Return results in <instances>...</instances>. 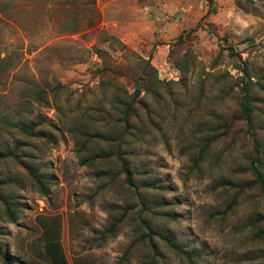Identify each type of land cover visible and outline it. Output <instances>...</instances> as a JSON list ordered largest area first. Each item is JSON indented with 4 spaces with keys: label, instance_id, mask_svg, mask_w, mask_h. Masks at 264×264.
Masks as SVG:
<instances>
[{
    "label": "rangeland",
    "instance_id": "obj_1",
    "mask_svg": "<svg viewBox=\"0 0 264 264\" xmlns=\"http://www.w3.org/2000/svg\"><path fill=\"white\" fill-rule=\"evenodd\" d=\"M0 1V112L34 125L26 135L0 121V195L16 203L10 221L0 201L9 264H264V242L247 224L264 210L248 168L249 134L241 119L224 136L216 125L237 111L235 76L244 66L264 161V0ZM71 15L75 30L62 23ZM177 34L183 40L173 43ZM93 47L122 67L132 51L148 57L161 80L160 98L146 96L150 113L139 109L124 135L130 184L113 155H100L108 142L99 137L118 133L111 120L119 104L118 90L97 86L102 59ZM184 51L180 74L173 59ZM117 80L131 89L123 75ZM30 82L39 96H20ZM84 131L99 137L83 147ZM25 164L42 176L44 192ZM121 208L115 230L102 235ZM146 224L172 245L155 235L151 245ZM0 264L8 263L0 256Z\"/></svg>",
    "mask_w": 264,
    "mask_h": 264
},
{
    "label": "trees",
    "instance_id": "obj_2",
    "mask_svg": "<svg viewBox=\"0 0 264 264\" xmlns=\"http://www.w3.org/2000/svg\"><path fill=\"white\" fill-rule=\"evenodd\" d=\"M74 0H60V5L72 3ZM210 2V0H207ZM5 2L0 1V9L3 10L5 7ZM93 4H88V10L90 13L87 17V22L93 24L97 19V10H95ZM63 24L69 25L72 30L77 28V16L71 15L69 19L62 21ZM108 38H115L113 35H108ZM182 36L177 34L173 43L181 42ZM229 48H231L229 46ZM93 51L102 59V65L95 68V72L98 75L97 86L101 91L107 90L108 88H115L118 90L116 96V102H118L119 107L116 110V116L111 120L112 126L119 128L118 133L115 136L105 135L99 137L97 132H87L84 131V138L81 141L80 145L86 147L88 142L92 138L104 140L108 145V148L100 153L101 156L113 155L118 162V170L123 172V179L126 183H131L130 180V170L128 166V161L125 156L126 145L124 135L127 133L128 129H132L133 125L132 119L136 118L138 115L139 109L145 111L148 115L151 109L146 102V96L152 95L156 100L160 98V93L156 90V85L161 82L160 79L156 76V70L153 65L150 64L148 57L144 58L140 54L132 51L131 54L133 59L130 63L122 66H118L116 63L111 62L109 54L105 50H102L98 47H93ZM233 52L230 51V54ZM237 57H239V52L234 51ZM187 54L185 51L180 54V57L173 59L174 66L178 69L180 74H184L187 70ZM5 59L0 57V82L1 76L3 74ZM244 64V62H242ZM239 73L235 76V84H238L242 90L241 98L237 102V111L234 114L226 115L217 120V133L224 136V134L229 129L230 125L234 120L241 119L244 122L246 132L249 134L251 141L252 153L249 155L248 168L253 176L252 183L257 185L258 190H260L261 195L264 201V178L261 173V169L264 166V161L262 155H259V150L262 148V143L259 140V129L262 127V121L260 116H258V107L253 103V99L248 97V88L251 85L252 81L249 79L248 74L245 71V67L237 68ZM118 75H123L127 78L128 83L131 84V89L128 90L125 86L121 85L117 80ZM166 94L170 95L168 91ZM20 96L26 98H36L39 96L38 85L34 82L28 83L26 89L20 94ZM0 121L5 126H15L23 134L30 135L33 132L34 125L26 124L23 120L18 117L15 112L11 113L10 111L0 112ZM215 128V127H214ZM216 130V129H214ZM216 133V134H217ZM111 134V133H109ZM214 138L211 136V139ZM209 139H206L201 143L198 148L197 154L194 158V162L200 159L203 152L206 150L207 145L209 144ZM14 154V153H13ZM93 155H86L82 158V162L86 161L87 158H92ZM27 165V164H25ZM26 172L31 177V179L37 184L41 192L45 191V185L42 180V176L37 172V170L29 165L25 166ZM251 183V182H250ZM250 185V184H248ZM0 201L3 206V210L10 221L15 220V205L16 203L10 200L8 197L0 195ZM228 207V205H227ZM120 213L112 219L107 226L101 230V234L113 232L122 219L124 208ZM247 224L254 229L252 231V236L256 239H260L264 242V210L263 212H256L252 217L247 221ZM146 231L144 236L148 242L153 245L152 237L155 235L158 238H161L163 241L172 245L171 241L163 236L162 234L152 230L147 224L145 225ZM0 256L2 257L5 263H10V260L6 258V254L1 252ZM151 259V263H152Z\"/></svg>",
    "mask_w": 264,
    "mask_h": 264
}]
</instances>
